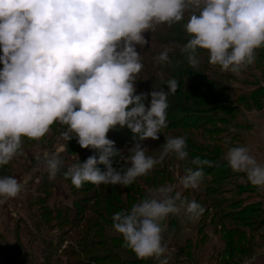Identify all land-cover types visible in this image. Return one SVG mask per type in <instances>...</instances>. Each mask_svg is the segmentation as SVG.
<instances>
[{"label": "clouds", "instance_id": "obj_1", "mask_svg": "<svg viewBox=\"0 0 264 264\" xmlns=\"http://www.w3.org/2000/svg\"><path fill=\"white\" fill-rule=\"evenodd\" d=\"M186 13L187 39L180 51L189 68H197L202 49L209 64L239 75L254 63L255 50L264 47V0H0V165L20 154L22 138L40 139L54 122L65 126L64 140L75 138L81 148L93 151L63 172L76 188L85 182L127 187L168 154L185 160L183 135H165L156 156L147 154L143 143L159 139L167 126L168 97L178 80L154 82L148 93H138L136 81L143 67L137 45L143 49L149 43L145 33L176 24ZM169 52L163 48L155 62L170 64ZM125 126L134 134L127 155L107 135ZM114 156L124 162L120 168L113 167ZM34 158L50 179L64 163L60 149ZM223 159L264 189V162L248 146L229 147ZM190 163L195 167L185 168L178 184L195 190L210 161L194 156ZM23 187L16 176L0 175V203L17 197ZM204 211L176 185L164 184L113 213L112 228L137 258H160L166 252L162 222L181 212L195 221Z\"/></svg>", "mask_w": 264, "mask_h": 264}, {"label": "rangeland", "instance_id": "obj_2", "mask_svg": "<svg viewBox=\"0 0 264 264\" xmlns=\"http://www.w3.org/2000/svg\"><path fill=\"white\" fill-rule=\"evenodd\" d=\"M177 24L164 31L156 27L149 35L155 33L165 41L149 42L143 49L137 45L143 67L136 84L138 93H148L154 82L170 77L178 80L175 94L168 97L169 106L178 104L177 112L167 115V126L161 130L159 139L148 138L143 143L148 147L147 154L156 156L162 150L165 135H183L188 157L180 161L174 154H168L151 172L137 177L127 187L85 182L76 188L63 172L75 160L83 161L92 155L91 149L81 148L75 138L64 140L61 132L65 126L58 122L40 139L22 138L20 154L8 164L0 165V175L16 176L24 185L17 197L0 203V264H160L161 259L166 264L262 263L264 189L251 185L244 173L232 171L223 155L229 147L246 145L259 162H264V48L258 49L254 63L242 68L239 75L221 71L219 65L208 63L207 55L197 52L200 62L196 69L189 70L198 77L186 76L184 72L189 67L180 51L183 45L177 42L181 35ZM182 38L187 39L186 32ZM165 47L170 49L171 63L162 65L154 57ZM203 74L207 75L206 82L202 80L204 84L222 80L224 90L231 96L229 102L235 106L233 110H226L224 114L211 111L209 96L197 91L188 93ZM161 87L167 90V85ZM188 96L191 101L180 105ZM210 111L205 114L212 118L204 126L203 120L207 118L200 116L197 120L195 112ZM171 121L196 123L181 127L171 125ZM107 135L121 154L127 155L134 142L130 129L126 126L113 129ZM57 149L64 163L50 179L34 154ZM194 156L207 159L210 166H204L199 188L183 189L178 178L185 168L195 167L190 163ZM111 159L116 168L124 163L119 156ZM97 166L105 170L103 164ZM164 184L176 185L186 199H195L205 211L195 221L183 212L170 215L162 222L166 252L160 258H137L123 246L121 235L112 228V214L129 208L149 189ZM213 200L218 203L213 205ZM231 228L236 231L227 232ZM180 248L184 249L182 253Z\"/></svg>", "mask_w": 264, "mask_h": 264}, {"label": "trees", "instance_id": "obj_3", "mask_svg": "<svg viewBox=\"0 0 264 264\" xmlns=\"http://www.w3.org/2000/svg\"><path fill=\"white\" fill-rule=\"evenodd\" d=\"M186 18H188V17H186ZM186 18H184V20L178 22V24H177L179 26V29H180L179 32L181 33L180 38H179L180 40H178L177 42H180L182 45H183L184 42H186V40H184L182 38L184 36V33H185V31L183 29V24L186 22V20H187ZM157 27H161L162 28V31H164L169 26L167 24H161V25H158ZM172 28H174V27L172 26ZM174 29L176 30L178 28H174ZM149 35H150V33L147 32V35L145 34V37H146V39L149 40L150 43L158 44L159 42L161 43V42L165 41V38L163 36H159V35H157L155 33H154L153 36H150L149 37ZM166 40H167V38H166ZM261 48H264V47H261ZM261 48H258V49H261ZM258 49L255 50V59H256V57H258L257 56ZM198 52H200L202 55H207V58H208V52L206 50H202L201 49ZM202 67L204 69H206L204 63L202 64ZM249 67H250V65H249ZM189 69L190 68H187V72L185 71L184 72V75L188 76V75L193 74L192 76L198 77V74H194V72L192 70H189ZM206 77H207V75L206 74H203L202 77H200V82H196V85L195 86H191L189 88V90H188L189 91L188 93H190L191 91L192 92L193 91H197V92H202L204 95L209 96L210 99H211V101H212V105L210 106L212 108H208V109H210L211 111L213 110V111L219 112V113L222 112V114H224V111H226V110H233V107H235V106L232 103L229 102L231 100V96H230V94H228L224 90L225 87H223L222 80H219V81L217 80V82H215L214 84H212V83L211 84H204L203 81L206 82V79H205ZM222 77H224V76H222ZM220 83H222V85ZM181 100H184V98L181 99ZM185 101H187V102L188 101H191V97L188 96V98H185L184 102H181L180 105H187V103ZM177 105L178 104H173L172 106H169L168 109H167V115H173L174 110H175V112H177L176 111ZM211 111L210 112H202V113L195 112L196 117H197V120L200 119V116L206 117L207 119L203 120L204 121V126L205 125H208V120L210 118H212V115L209 116L208 114H205V113H211ZM224 121H226V120H224ZM170 123H171V125H180L181 127H183L184 125L186 126V125H189V124H195L196 122L193 121V122H191L189 124H184L185 122H183V124H179V123H182V122L171 121ZM164 129H166V128H164ZM221 140H223L222 137H221ZM203 201L205 202V200H203ZM213 202H214V200H213ZM217 203H218V201L216 200L213 203V205H215ZM234 231H236L234 228H231V229H228L227 230V232H230V233H234ZM231 246L232 247L234 246V239L233 238H231ZM179 251L182 253L184 251V249H181L180 248Z\"/></svg>", "mask_w": 264, "mask_h": 264}, {"label": "crops", "instance_id": "obj_4", "mask_svg": "<svg viewBox=\"0 0 264 264\" xmlns=\"http://www.w3.org/2000/svg\"><path fill=\"white\" fill-rule=\"evenodd\" d=\"M262 261V263L261 264H263L264 263V260H261Z\"/></svg>", "mask_w": 264, "mask_h": 264}]
</instances>
